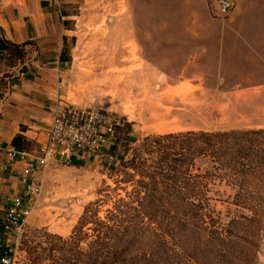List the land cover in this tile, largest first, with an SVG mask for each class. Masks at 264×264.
<instances>
[{"label":"crops","instance_id":"0c3cea01","mask_svg":"<svg viewBox=\"0 0 264 264\" xmlns=\"http://www.w3.org/2000/svg\"><path fill=\"white\" fill-rule=\"evenodd\" d=\"M232 1L219 17L215 0H132L142 42L127 47L126 76L151 84L142 96L158 98L160 121L181 131L264 129V0ZM68 10L55 0H0L4 36L35 47L0 98V254L3 211L22 187L8 151L22 127L37 144L45 139L71 63L61 59L72 56Z\"/></svg>","mask_w":264,"mask_h":264},{"label":"trees","instance_id":"16d2710c","mask_svg":"<svg viewBox=\"0 0 264 264\" xmlns=\"http://www.w3.org/2000/svg\"><path fill=\"white\" fill-rule=\"evenodd\" d=\"M33 50L32 43L7 39L0 27V56L10 67L23 65ZM61 59L71 56L63 51ZM25 130L12 145L36 151L39 144ZM116 171L115 185L98 191L69 236L44 229L27 235L26 264H257L264 129L149 135ZM217 183L233 190L220 199L233 210L217 209Z\"/></svg>","mask_w":264,"mask_h":264},{"label":"rangeland","instance_id":"374dc122","mask_svg":"<svg viewBox=\"0 0 264 264\" xmlns=\"http://www.w3.org/2000/svg\"><path fill=\"white\" fill-rule=\"evenodd\" d=\"M66 5L72 15L69 23L73 31L72 56L58 96L64 102L107 110L132 122L129 133L118 131L119 162L114 168L108 169L99 160L84 164L76 159L72 165L56 163L47 167L44 193L21 235L17 264H26L23 241L32 230L69 236L85 206L99 197L100 189L115 185L116 170L146 136L186 132L158 119V98L142 96L148 93L150 83L137 80L140 76H126L127 47L135 48L136 41L142 42L139 30L134 35L137 24L132 18V0H67ZM132 53L137 60L136 49L129 52L130 57ZM20 66L10 67L9 61L0 56V98L11 89L14 70ZM216 190L222 193L214 196L219 199L215 201L217 209L222 213L229 208L233 210V206L220 201L228 200L233 190L221 183H217ZM257 264H264V231Z\"/></svg>","mask_w":264,"mask_h":264},{"label":"built area","instance_id":"2783aa9c","mask_svg":"<svg viewBox=\"0 0 264 264\" xmlns=\"http://www.w3.org/2000/svg\"><path fill=\"white\" fill-rule=\"evenodd\" d=\"M62 5L67 0H55ZM219 17L226 16L234 7L232 0H215ZM130 121L107 110L80 107L59 99L52 108L45 139L36 151L28 152L12 146L8 156L20 163L21 190L8 197L2 215L6 238L0 264H17L21 235L27 220L38 207L44 193V175L51 164L72 165L97 159L108 169L119 162L118 131L125 130Z\"/></svg>","mask_w":264,"mask_h":264}]
</instances>
